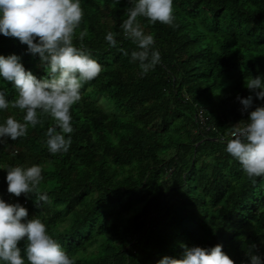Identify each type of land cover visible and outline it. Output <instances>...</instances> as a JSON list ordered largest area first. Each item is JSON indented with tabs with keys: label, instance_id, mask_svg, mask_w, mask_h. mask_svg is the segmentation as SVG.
<instances>
[{
	"label": "trees",
	"instance_id": "obj_1",
	"mask_svg": "<svg viewBox=\"0 0 264 264\" xmlns=\"http://www.w3.org/2000/svg\"><path fill=\"white\" fill-rule=\"evenodd\" d=\"M132 6L82 0L74 43L91 49L103 71L72 106L71 148L48 150L54 120L42 113L27 135L0 144V196L39 215L76 264H156L166 254L178 258L182 244L221 243L237 264L264 253V175L249 177L226 151L231 127L248 116L237 97L252 91L249 76L264 74V0H175L174 25L140 17L162 54L144 76L122 28ZM109 30L118 47L106 41ZM26 49L0 34V54L16 53L38 78L47 76L39 54ZM0 90L10 101L18 95L2 78ZM253 99V108L264 103ZM8 115L22 120L24 112L0 110V120ZM34 163L45 177L39 189L8 192L7 166Z\"/></svg>",
	"mask_w": 264,
	"mask_h": 264
},
{
	"label": "clouds",
	"instance_id": "obj_2",
	"mask_svg": "<svg viewBox=\"0 0 264 264\" xmlns=\"http://www.w3.org/2000/svg\"><path fill=\"white\" fill-rule=\"evenodd\" d=\"M82 0H0V34L18 38L27 45L26 51L39 54L47 76L37 77L27 69L16 53L0 54V78L12 82L18 92L10 101L6 90H0V110L9 107L23 110L22 120L8 115L0 120V144L28 134L29 125L40 122L42 113L53 118L46 130L47 146L51 153H66L73 143L71 133L72 106L82 99V86L103 71L92 50L74 43L84 17ZM140 17L150 23L157 21L174 25L175 0H133L129 14L122 22L124 35L136 45L130 56L144 76L162 62V54L155 47L156 38L142 27ZM87 30H81L82 39ZM118 33L107 31L105 39L118 47ZM128 55L127 49H120ZM249 95L238 96L247 119L231 127L226 151L238 160L249 177L264 175V103L254 105L253 94L264 101V74L249 76L245 82ZM7 190L20 196L36 192L44 172L42 165L16 164L7 166ZM40 199L50 201L47 192H39ZM26 241L22 249L20 241ZM180 256L163 255L156 264H237L223 244L200 246L182 244ZM255 247V246H254ZM0 264H76L64 245L50 234L39 215L29 217V210L19 201L8 202L0 196ZM240 264H264V253L252 252Z\"/></svg>",
	"mask_w": 264,
	"mask_h": 264
},
{
	"label": "built area",
	"instance_id": "obj_3",
	"mask_svg": "<svg viewBox=\"0 0 264 264\" xmlns=\"http://www.w3.org/2000/svg\"><path fill=\"white\" fill-rule=\"evenodd\" d=\"M231 133V132H230ZM230 133H229V137H230Z\"/></svg>",
	"mask_w": 264,
	"mask_h": 264
}]
</instances>
